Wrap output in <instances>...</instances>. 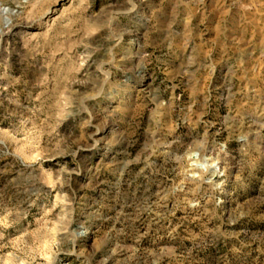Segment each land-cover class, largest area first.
Wrapping results in <instances>:
<instances>
[{"label": "rangeland", "instance_id": "rangeland-1", "mask_svg": "<svg viewBox=\"0 0 264 264\" xmlns=\"http://www.w3.org/2000/svg\"><path fill=\"white\" fill-rule=\"evenodd\" d=\"M0 264H264V0H0Z\"/></svg>", "mask_w": 264, "mask_h": 264}, {"label": "water", "instance_id": "water-1", "mask_svg": "<svg viewBox=\"0 0 264 264\" xmlns=\"http://www.w3.org/2000/svg\"><path fill=\"white\" fill-rule=\"evenodd\" d=\"M7 12H9V9H4L3 10V13H7Z\"/></svg>", "mask_w": 264, "mask_h": 264}, {"label": "bare ground", "instance_id": "bare-ground-1", "mask_svg": "<svg viewBox=\"0 0 264 264\" xmlns=\"http://www.w3.org/2000/svg\"><path fill=\"white\" fill-rule=\"evenodd\" d=\"M216 173V172H215Z\"/></svg>", "mask_w": 264, "mask_h": 264}]
</instances>
